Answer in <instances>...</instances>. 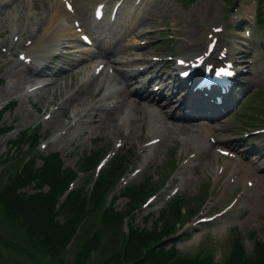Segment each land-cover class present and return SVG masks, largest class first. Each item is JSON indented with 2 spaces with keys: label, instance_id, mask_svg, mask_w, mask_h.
I'll return each instance as SVG.
<instances>
[{
  "label": "rangeland",
  "instance_id": "374dc122",
  "mask_svg": "<svg viewBox=\"0 0 264 264\" xmlns=\"http://www.w3.org/2000/svg\"><path fill=\"white\" fill-rule=\"evenodd\" d=\"M99 1L74 0L75 11L78 13L75 16L83 15L85 26L88 28L94 24L91 19L94 6ZM116 1L118 0L109 1L108 7ZM136 1H125L121 12L115 17L116 23L112 25L111 31L113 34L109 39L107 38L109 42H103L105 40L101 39L103 43H107L106 46L110 45V48L121 47L122 51L114 53L112 58L119 56V59L123 60L127 57L125 55L135 57L137 53L142 56L147 55L149 60H153L151 58L153 56L168 58L172 54L186 55L193 45H197L195 52H202L209 42L210 33L214 32L216 36V30L224 27L222 31L217 32L219 44L228 43L233 55L241 53L247 58L245 62L248 72L242 78L245 80L244 95L239 94L234 105H231L220 119L215 117L212 120L200 114L189 121L190 123L176 121L166 113L167 109L172 111L176 106V98L173 99L174 101H170L158 112L162 117H158L162 119L158 133L160 135L161 132L160 141L148 144V140L156 133L148 124L147 110H144L148 112L147 117L141 121V125L137 124L136 128H133V114H130L131 119L128 118L125 123L124 117L122 120L128 105H119L112 109L114 112L108 115V118L101 110L103 121H97L99 117L96 108L92 107L87 113V106L90 107L95 101L102 102L104 99L103 95L108 85V77L105 79L104 72L95 77L90 86H85L82 82L87 78L79 69L83 66L75 70L67 69L65 73L59 72L57 80L62 86L57 90L54 99L45 102L40 96L44 95L50 85L43 88L35 87V84L43 81L44 78L36 76L35 73H29L26 78L12 73L16 66L24 65V63L20 64L22 59L18 51L26 47L24 42L28 41L32 31L38 28V24L35 26L33 23L38 20L25 24V29L20 32L21 35L19 32L13 35L14 31H19L23 27L27 0H0V70L2 67L0 77L4 76V83L0 79V107L11 100L17 101L13 109L5 110L0 117V127H15L11 134L7 132L0 134V191L5 182L10 183L15 175L22 172L27 155L33 154V164L40 167L43 162L40 158L41 151L47 153V151L59 150L65 164L81 170L79 167L90 152L97 150L99 154L104 152L106 154L108 151H116L124 147L129 153L127 166H130L129 170L140 168L133 174L131 172L128 180L134 179L136 185H142L146 181V185L143 187L142 196L135 198L134 201L121 194L118 197H111V205L123 214L126 211L127 214L134 215L130 219V225L131 228L137 229V234L142 236L143 229H152L155 226L161 229L162 226L173 223L167 207L174 198L180 196L184 198L183 202L186 206L190 207L193 203L196 207V211L192 212L188 219H184L188 213L182 217L180 212L177 217L179 219L175 224L179 229L177 233L187 229L194 234L178 239L177 246L183 249L179 252L180 256H184L186 251H189L187 256L194 255L197 249L205 247L213 251L215 259L229 262L232 248L242 239L248 260L257 263L260 249L255 246L258 239L264 240V133L257 131L264 127V23L256 25L255 17L256 4L262 0H142L137 4ZM6 10L12 11L10 18L9 16L5 18L3 15ZM136 18L139 20L136 21ZM131 22H135L133 29L123 34L126 30L125 25ZM134 29L136 32L145 30L141 39L147 41L146 49H131L129 46L136 36ZM148 30L151 31L150 34ZM98 37L97 34L96 42L100 50ZM13 43L18 45L17 49L6 48ZM23 44L25 47L22 46ZM124 45H128L127 49L123 48ZM35 53L36 51L33 55ZM70 55L71 53H66L56 63L70 59ZM169 62L170 60L163 59L157 60L155 64V68L164 71L165 77L167 72L172 71ZM117 66L129 68L131 65L121 61ZM148 72L144 73L145 77L152 75L154 70ZM160 78L165 80L158 82L162 87L169 78L172 86L171 77L166 78L167 80ZM151 82L148 87L156 84L155 79ZM81 87L84 90L82 89L80 96L73 97L72 92ZM169 89L166 86L165 91ZM81 96H83L82 101H80ZM174 96L178 97V94L175 93L172 97ZM115 97L120 99L117 94ZM165 99L160 100L161 104L168 100ZM63 101H68V104L62 103ZM60 105L61 107H58ZM183 106L184 103L177 110H182ZM55 107H58L56 111L53 110ZM155 107L159 106L155 105ZM207 110L209 112L208 108L198 111L201 113ZM137 112L136 110L134 115ZM49 113L51 115L47 117ZM143 122L146 124L144 125ZM184 124L191 126L184 127ZM24 128H33L32 131L34 128H39V131L44 133L39 148L35 147V151L32 148L34 144L29 145L25 140L32 131H25L27 133L17 143L14 141L15 137H12L19 129ZM183 129L187 132H183ZM205 132L215 137L211 138ZM188 133L200 137L194 142L184 140L183 137ZM119 138L122 139L121 145H117ZM205 141L212 143V146L203 147ZM239 143L243 146L237 145ZM28 146L31 147L27 149ZM200 146L207 150L199 151ZM219 146H226L234 151L236 156L221 154L217 148ZM248 147L254 148L256 153L254 154L252 150L250 153L246 152L244 148ZM176 161L180 164L176 171L171 172V165L176 166ZM238 161L244 163L246 167L239 176L236 173H233V176L234 167H239V164H236ZM226 162L227 166L216 169V164L219 167ZM93 175L90 171L79 174L75 186L81 184L82 190L86 191L88 188L90 191ZM244 175L256 177V183L246 184ZM175 187H179V190L172 194ZM206 187L210 190L214 189L215 194L208 196ZM48 188V185L42 187V198H46L47 195L49 197ZM19 190L24 191L23 195L27 198L32 196L31 193L34 191L33 187H22ZM6 197L7 195L0 197V264H98L102 261H108V264L115 263V253L118 248L121 249L120 243H123L124 234L129 230L127 222L109 220L107 224L102 225L101 210L98 209L100 206L92 208L93 202L89 200L84 205L81 228L75 240L68 245L64 241L60 250H53V253L48 255L42 245L43 236L30 234L31 229L23 222L24 220L21 217V220L16 219L18 216L5 201ZM110 201L109 198L105 199V204ZM229 204L230 208L223 212ZM60 214L61 211L58 212V215ZM160 214L161 218H158ZM202 215H211L213 219L211 222L199 223V217ZM180 220L184 223L181 224ZM59 224L60 228L53 235L57 239L62 236L63 239V229L66 224L63 222ZM78 226L79 224H76L73 228ZM96 228L99 229V235L95 236L94 247L83 252L84 245L91 239ZM166 230L168 228L161 231ZM125 245L126 242L118 257L121 264H129L130 261L125 256ZM147 251L148 245L141 249L140 256H146ZM80 254H84L81 260H79ZM140 256L136 260H140ZM152 259L145 258V262L148 263Z\"/></svg>",
  "mask_w": 264,
  "mask_h": 264
},
{
  "label": "trees",
  "instance_id": "16d2710c",
  "mask_svg": "<svg viewBox=\"0 0 264 264\" xmlns=\"http://www.w3.org/2000/svg\"><path fill=\"white\" fill-rule=\"evenodd\" d=\"M97 151V150H96ZM125 149H122L116 157L108 164V166L103 169L95 182V189L91 192L92 198L100 197V201L112 190L116 175L123 169L126 160L128 159L129 153H127ZM95 153H92L86 160L83 161L84 166H90L94 164L95 160L94 157ZM28 171L29 176L40 177V183L47 182L50 184L52 189H57L62 186L63 180L66 178L68 179L71 177V174H64L62 169V159L58 155V153H52L51 156L44 158L43 166L40 169H36V171L32 172L31 168H26ZM149 177V176H148ZM146 177L147 179H149ZM69 181L60 188V194L67 188ZM146 181L141 185L138 189L137 193L143 190V187L146 185ZM24 193L17 192L13 185H6L4 187L3 192L0 194V197L6 196L5 201L9 204L10 208L14 210L16 219L24 220L23 222L31 229L30 234H38L43 236L42 244L46 245L53 241V233L58 231L60 228L59 219L56 218V215L53 213V208L56 205L57 197L54 199H49L48 202L44 205L43 208L41 206L47 201L45 198H42V193H34L29 198L23 195ZM136 194V193H135ZM134 194V195H135ZM139 195V194H138ZM182 198V197H181ZM57 199V200H56ZM180 200V197L175 198L171 202V204L167 207L168 214H172L178 217L180 213V206L177 201ZM56 201V202H55ZM88 201L86 197V192L82 191V187H77L66 198L65 202L62 205L60 211H63L65 215V222L67 224H71L75 222V219L81 216L82 211L84 209L85 203ZM108 210L106 209L104 214V219L109 220H117L119 219L118 211H114L113 214H107ZM117 215L116 218L115 216ZM21 217V218H20ZM56 218V219H55ZM122 219V218H120ZM153 232V231H152ZM151 233H146V235L140 236L139 234H134L131 232L128 236L127 240L124 239L123 243H120L121 249L124 246L125 242V256L130 260L129 264H191L188 261L175 258L171 261L168 260L165 256H167L166 252L161 250L159 253L153 249L151 245L148 246V251L146 256H140L141 249L146 247L153 238L149 236ZM57 245H60L59 242L56 240L55 242ZM260 245V246H259ZM119 246V247H120ZM258 249H260L259 258L257 263H250L252 264H264V241L258 239ZM121 249L117 250L115 253V263L113 264H121V261L118 260L119 254ZM165 255H163V254ZM84 256V255H83ZM140 256V260H136L137 257ZM238 256V255H237ZM235 257V261L238 260V257ZM145 258H153L150 262L146 263ZM233 261V263L235 262ZM135 262V263H134ZM208 261L204 260L203 264H206ZM232 262L230 264H233ZM98 264H108V261H102ZM228 264V263H227ZM247 264V263H246Z\"/></svg>",
  "mask_w": 264,
  "mask_h": 264
},
{
  "label": "bare ground",
  "instance_id": "6f19581e",
  "mask_svg": "<svg viewBox=\"0 0 264 264\" xmlns=\"http://www.w3.org/2000/svg\"><path fill=\"white\" fill-rule=\"evenodd\" d=\"M32 4V7H30ZM69 0H27V4L25 6L26 8V19L25 21H23L22 25L23 27L17 31V32H21L22 29L24 30V25L27 24V23H30V21H35V20H38L37 22H33L35 24V26H37L38 24V28L37 29H34L32 31V33L29 35L28 38H31L32 42L28 45H30L26 50H25V55H32L35 51H40L41 50V47L43 46H47L49 45V47L47 49H42V53L40 52V54H36V57H39V58H43V54H46L48 53L49 51H52L54 49H57L59 46H60V42L62 40H66V41H73V40H77V36H78V33L76 32V30L74 29V26H72L70 23H69V17L70 16H73V13H72V10L69 9L68 5H69ZM142 4V3H141ZM140 5V4H139ZM143 5V4H142ZM73 7H75L73 5ZM140 7V6H138ZM24 9V8H23ZM148 10V9H147ZM74 11V9H73ZM16 12V11H15ZM46 13V15L44 16V14ZM42 14V15H41ZM3 15H5V18L7 16H9V18L11 17L12 15V11H4L3 12ZM140 16V15H139ZM144 18V17H143ZM139 19L136 18V21H138ZM142 20V19H141ZM140 20V21H141ZM15 21V20H14ZM135 21V22H136ZM134 22V23H135ZM133 22H131L130 24L128 25H125V28L126 30H124V33H126V31H130L133 29V26L135 25ZM138 24V23H137ZM14 25V24H13ZM28 25V24H27ZM71 25V26H70ZM151 27V26H150ZM15 33V34H18V33ZM119 32H121V30H119ZM22 33H20L21 35ZM150 34V33H149ZM127 35V34H126ZM109 41V40H108ZM114 42V41H112ZM10 43V42H9ZM115 43V42H114ZM11 44V43H10ZM14 44V43H13ZM12 44V45H13ZM118 44V43H117ZM24 45V44H23ZM119 45V44H118ZM137 46H140V44H137ZM206 46V45H205ZM16 47V46H14ZM22 47V46H21ZM25 47V46H24ZM120 47V46H119ZM140 47H143V46H140ZM6 48L8 49V45L6 46ZM13 48V46L11 47ZM126 48V47H125ZM144 49H146L147 47H143ZM1 49V48H0ZM127 49V48H126ZM130 49V47H129ZM132 49V48H131ZM6 50V49H5ZM143 50V49H142ZM150 50V49H149ZM23 51V50H22ZM44 51V52H43ZM122 51V49H119L118 47H112L110 48L109 50H104L102 51L104 55L108 56L110 59H111V56L114 55V53H117V52H120ZM135 51V50H134ZM144 51V50H143ZM148 51V50H147ZM17 52V51H16ZM138 52V51H137ZM151 52V51H150ZM19 54V53H18ZM34 54V55H35ZM42 54V55H41ZM118 56V55H117ZM125 56H128V55H125ZM147 56V55H145ZM133 57V56H132ZM119 58V56H118ZM23 60V59H22ZM129 60H132V58H127L125 59V62L127 64H129ZM141 62H144V61H148L147 58L143 57V56H138L137 55V58L134 60L135 62H138L140 61ZM111 61L115 62V61H120V60H117V59H111ZM131 62V61H130ZM21 63V62H20ZM125 65V64H124ZM135 65V64H133ZM97 66V65H96ZM95 66V67H96ZM130 66V65H129ZM17 67V66H16ZM94 67V69H95ZM120 67V66H119ZM122 67V66H121ZM81 68V67H80ZM79 68V69H80ZM125 68V67H124ZM141 68V67H140ZM28 69V72H32V71H35L36 67H33L31 65H29L27 67ZM75 70V69H74ZM135 69H131V70H126V69H123V68H118L117 71L118 73L120 74L121 78L124 80L126 79L127 82L130 81H133L136 79V74H138L140 71H142L140 69V71H134ZM21 70L17 69L14 73H19ZM94 72L93 69H89L88 72ZM13 73V71H12ZM88 74V73H87ZM107 74V73H105ZM104 74V75H105ZM35 75V74H34ZM85 75V74H84ZM102 75V74H101ZM113 75V74H112ZM111 75V76H112ZM30 79V78H29ZM101 79V78H100ZM104 80V79H103ZM108 80V79H107ZM23 81V80H22ZM53 85L49 86L48 90L44 93V95L40 96V98L42 99V101H49L51 98H55L56 95H57V90L59 88H61V82H59L57 79L53 80ZM109 82V81H107ZM25 83V82H24ZM160 84V83H159ZM91 85V84H90ZM84 86V84H83ZM86 86V85H85ZM40 88V87H39ZM43 88V87H42ZM83 89V88H82ZM86 89V88H85ZM101 89V88H100ZM84 90V89H83ZM81 88H77L74 92H72V96L73 97H78L80 96V92H81ZM126 92V91H125ZM85 93V92H84ZM186 94H189V92H186ZM83 98V96L80 97V99ZM95 99V98H94ZM72 101V100H70ZM82 101V99L80 100ZM99 101V100H98ZM127 99L123 101V103H127ZM171 100H167V102H169ZM67 103L68 101H63L62 103ZM74 102V101H73ZM72 102V103H73ZM101 102V101H100ZM178 102V101H177ZM71 103V102H70ZM129 103V101H128ZM127 103V104H128ZM182 103V102H180ZM68 104V103H67ZM66 104V105H67ZM92 105V104H91ZM136 105H139L138 103H136ZM65 106V105H64ZM129 106H132V104H129ZM58 107H61L58 106ZM92 107L96 108L97 109V101L94 102V104L92 106H87V113H89V109H91ZM127 108V107H126ZM57 108H55L54 111H56ZM136 109L140 110L139 107H136ZM122 110V109H121ZM91 111V110H90ZM95 111V110H94ZM136 111V110H135ZM134 111V112H135ZM92 113V112H91ZM95 113V112H94ZM137 114V115H136ZM94 116V114H93ZM89 117H91L89 115ZM127 117H131V115H127ZM159 115L155 112H151L150 111V120H149V124H150V128L153 129L154 132H156L157 136H158V133H159V130L161 128V119L158 118ZM52 118V117H51ZM131 119V118H130ZM49 120V119H48ZM54 120V119H53ZM120 120V119H119ZM122 120H123V117H122ZM93 121V120H91ZM98 121V120H97ZM141 121H142V117L140 116V112H137L135 113L134 115V121L133 122V128H136V125H141ZM96 122V121H95ZM119 122V121H118ZM140 124H139V123ZM93 123V122H92ZM128 124V123H127ZM126 124V125H127ZM164 124V123H163ZM118 129V128H117ZM116 129V130H117ZM134 133V131H132ZM183 132H187V130L183 129ZM199 133V132H198ZM197 137H200V136H197ZM202 139H204L202 137ZM185 142V141H184ZM194 142V141H193Z\"/></svg>",
  "mask_w": 264,
  "mask_h": 264
},
{
  "label": "snow or ice",
  "instance_id": "6c2138e0",
  "mask_svg": "<svg viewBox=\"0 0 264 264\" xmlns=\"http://www.w3.org/2000/svg\"><path fill=\"white\" fill-rule=\"evenodd\" d=\"M69 9L71 10V4L68 5ZM99 14V13H98ZM85 40H88V37H84ZM180 63H184L183 61H181ZM221 74H230V73H225V70L224 69H220L219 71L216 72V75L217 76H220Z\"/></svg>",
  "mask_w": 264,
  "mask_h": 264
}]
</instances>
